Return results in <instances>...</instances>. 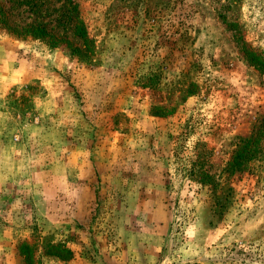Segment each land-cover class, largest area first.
<instances>
[{"label": "rangeland", "instance_id": "rangeland-1", "mask_svg": "<svg viewBox=\"0 0 264 264\" xmlns=\"http://www.w3.org/2000/svg\"><path fill=\"white\" fill-rule=\"evenodd\" d=\"M244 49L264 0H0V264H264V160L224 173L264 112Z\"/></svg>", "mask_w": 264, "mask_h": 264}, {"label": "trees", "instance_id": "trees-1", "mask_svg": "<svg viewBox=\"0 0 264 264\" xmlns=\"http://www.w3.org/2000/svg\"><path fill=\"white\" fill-rule=\"evenodd\" d=\"M71 17H69L70 19ZM37 33L40 35L47 36V33L43 28H37ZM75 35L77 34L80 36L84 44L89 47L90 44H88L89 38L87 37V31L86 28L82 23L77 24L75 26ZM51 39L52 36H51ZM86 47V48H87ZM79 55L82 54V52L78 51V49H74ZM90 51L92 53V48H90ZM89 50L86 51V53H83V59L84 61H90L91 59V53L88 54ZM248 56L250 60L260 69L264 70V61L257 57L253 53H249V51L244 49V54ZM188 94H191V91H186L185 97L188 96ZM184 97V96H183ZM166 106L162 105H154L152 107L151 114L154 116H168L174 112V108H171L169 110L165 109ZM261 160H264V112L261 117V121L256 127L255 131L252 132L247 137H242L238 144L235 147L234 153L231 157V159L227 162L226 168L224 169V173L229 176L233 177L238 174L243 173L246 171V169L249 168V166H252L254 163H258ZM205 178L210 177L208 175H204ZM203 180V179H202ZM215 183V182H214ZM213 183V184H214ZM214 188H217L216 186ZM219 202V201H218ZM47 251L49 253L55 254L57 256L62 257V259H69L72 255V252L69 249L64 248L62 245L56 244L54 245H48Z\"/></svg>", "mask_w": 264, "mask_h": 264}]
</instances>
